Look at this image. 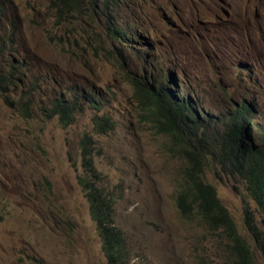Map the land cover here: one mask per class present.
Listing matches in <instances>:
<instances>
[{
	"label": "rangeland",
	"instance_id": "obj_1",
	"mask_svg": "<svg viewBox=\"0 0 264 264\" xmlns=\"http://www.w3.org/2000/svg\"><path fill=\"white\" fill-rule=\"evenodd\" d=\"M6 1L19 46L37 57L32 70L49 72V91L65 81L94 90L100 104L63 126L38 111L26 119L0 96V264H106L78 179L84 136L96 141L95 165L113 192L130 264H231L229 235L179 212L184 164L141 119L130 79L172 72L197 112L219 126L245 100L257 107L254 122L264 124V0H134L116 19L145 32L136 49L111 43L122 60L109 53L99 17H69L58 27L51 0ZM97 116L110 118L114 130L97 134ZM204 178L252 246L255 263L264 264V213L245 180L216 164L205 167Z\"/></svg>",
	"mask_w": 264,
	"mask_h": 264
},
{
	"label": "trees",
	"instance_id": "obj_2",
	"mask_svg": "<svg viewBox=\"0 0 264 264\" xmlns=\"http://www.w3.org/2000/svg\"><path fill=\"white\" fill-rule=\"evenodd\" d=\"M127 3L134 6L135 1L51 0L49 8L58 27L67 26L69 17L79 20L88 16L94 22L96 16L102 19L109 53H116L122 60L118 46L136 49L137 39L145 32L130 23H118L116 12L121 8L126 10ZM9 9L8 2L0 0V96L5 104L26 119H32L38 111L43 119L57 118L63 126L73 124L85 106L97 109L100 102L94 90L63 81L53 83L51 87L57 89L49 91L46 79L49 72L40 76L32 70L37 57L19 46V32L16 23L10 21ZM112 42H118V46L111 47ZM174 77L172 72L152 70L150 74L131 77L130 81L138 95L141 119L149 121L158 135L170 141L171 156L184 164L177 208L184 218L197 217L212 230L229 235L236 249L231 264H256L252 246L238 232L217 190L205 181L204 172L208 164H216L239 174L264 213V124L254 122L257 107L248 100L242 101L233 113L219 118V126L211 115L197 112L192 94ZM93 122L97 134L114 130L106 116H97ZM90 138L84 136L80 142L83 173L78 178L79 184L89 203L106 264H130L127 240L116 223L114 195L104 185L95 165L96 141Z\"/></svg>",
	"mask_w": 264,
	"mask_h": 264
}]
</instances>
